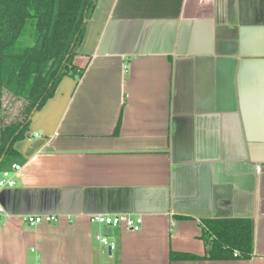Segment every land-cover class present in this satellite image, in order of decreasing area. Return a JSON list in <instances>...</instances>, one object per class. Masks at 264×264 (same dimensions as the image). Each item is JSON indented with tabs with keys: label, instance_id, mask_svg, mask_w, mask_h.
Returning a JSON list of instances; mask_svg holds the SVG:
<instances>
[{
	"label": "crops",
	"instance_id": "0c3cea01",
	"mask_svg": "<svg viewBox=\"0 0 264 264\" xmlns=\"http://www.w3.org/2000/svg\"><path fill=\"white\" fill-rule=\"evenodd\" d=\"M73 63L15 142L0 264H264V0H97ZM211 218L249 219L252 256L170 260Z\"/></svg>",
	"mask_w": 264,
	"mask_h": 264
},
{
	"label": "trees",
	"instance_id": "16d2710c",
	"mask_svg": "<svg viewBox=\"0 0 264 264\" xmlns=\"http://www.w3.org/2000/svg\"><path fill=\"white\" fill-rule=\"evenodd\" d=\"M97 0H0V105L4 95L23 101L21 117L0 123V170L22 160L14 143L33 113L50 98L64 75L80 76L74 57ZM67 66V69H66ZM204 255L170 251V260L249 259V219H201Z\"/></svg>",
	"mask_w": 264,
	"mask_h": 264
},
{
	"label": "built area",
	"instance_id": "2783aa9c",
	"mask_svg": "<svg viewBox=\"0 0 264 264\" xmlns=\"http://www.w3.org/2000/svg\"><path fill=\"white\" fill-rule=\"evenodd\" d=\"M21 169V165L18 163H13L9 168L0 170V190L3 188H11L15 185V178L18 171ZM5 208L0 205V222L2 217L5 216ZM91 222H95L101 225L107 226L109 228L117 227L119 225H124L127 229L137 231L140 229L141 217L138 215L134 216H122L117 214H91L89 215ZM26 224L33 226L41 222L55 223L57 221V216L54 214H27L23 217ZM103 244L107 245L110 249L114 248L115 243L109 241L106 236H96ZM34 251V249H32ZM30 264H39L38 262H31Z\"/></svg>",
	"mask_w": 264,
	"mask_h": 264
},
{
	"label": "rangeland",
	"instance_id": "374dc122",
	"mask_svg": "<svg viewBox=\"0 0 264 264\" xmlns=\"http://www.w3.org/2000/svg\"><path fill=\"white\" fill-rule=\"evenodd\" d=\"M66 76L76 77L77 74L69 73ZM23 105L24 103L22 100L17 98H10L8 95H4L2 98V103L0 105V123H5V122H9L10 120H15L17 118H20ZM14 148H15V143H14ZM16 186H18V181H16L15 179L14 187ZM110 227L112 228V226Z\"/></svg>",
	"mask_w": 264,
	"mask_h": 264
},
{
	"label": "water",
	"instance_id": "95a60500",
	"mask_svg": "<svg viewBox=\"0 0 264 264\" xmlns=\"http://www.w3.org/2000/svg\"><path fill=\"white\" fill-rule=\"evenodd\" d=\"M66 69H67V66H66Z\"/></svg>",
	"mask_w": 264,
	"mask_h": 264
}]
</instances>
